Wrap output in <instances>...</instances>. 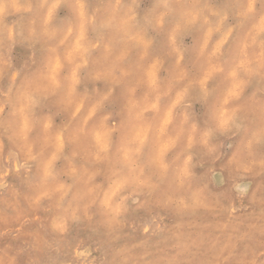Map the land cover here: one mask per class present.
Returning a JSON list of instances; mask_svg holds the SVG:
<instances>
[{"label": "rangeland", "instance_id": "obj_1", "mask_svg": "<svg viewBox=\"0 0 264 264\" xmlns=\"http://www.w3.org/2000/svg\"><path fill=\"white\" fill-rule=\"evenodd\" d=\"M0 100V264H264V0H0Z\"/></svg>", "mask_w": 264, "mask_h": 264}, {"label": "bare ground", "instance_id": "obj_2", "mask_svg": "<svg viewBox=\"0 0 264 264\" xmlns=\"http://www.w3.org/2000/svg\"><path fill=\"white\" fill-rule=\"evenodd\" d=\"M1 101V100H0ZM97 145V144H96ZM52 156H54V154L52 155ZM42 170V169H41ZM14 177V176H13ZM13 179V178H12ZM17 179V178H16ZM13 229V228H12ZM13 235V234H12Z\"/></svg>", "mask_w": 264, "mask_h": 264}]
</instances>
